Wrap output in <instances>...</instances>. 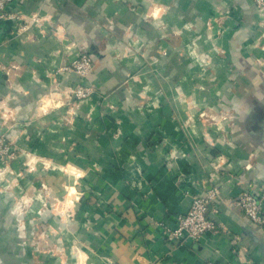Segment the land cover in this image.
Segmentation results:
<instances>
[{
  "label": "crops",
  "instance_id": "0c3cea01",
  "mask_svg": "<svg viewBox=\"0 0 264 264\" xmlns=\"http://www.w3.org/2000/svg\"><path fill=\"white\" fill-rule=\"evenodd\" d=\"M7 11L0 135L18 156L1 163L0 222L27 186L25 159H49L77 175L85 264H264V224L233 204L264 193V14L254 0H11ZM141 44L144 55L131 54ZM82 46L87 78L62 70ZM79 83L94 88L89 100L73 96ZM38 169L26 173H55ZM211 186L221 190L207 212L217 231L167 241L164 227Z\"/></svg>",
  "mask_w": 264,
  "mask_h": 264
},
{
  "label": "rangeland",
  "instance_id": "374dc122",
  "mask_svg": "<svg viewBox=\"0 0 264 264\" xmlns=\"http://www.w3.org/2000/svg\"><path fill=\"white\" fill-rule=\"evenodd\" d=\"M130 52L142 57L144 47L138 45ZM83 55L92 59L89 49L82 46L75 61ZM17 150L14 143L0 135V177L4 175L3 179L6 174L1 170V163L14 160L18 156ZM24 166L27 186L20 194L15 193L7 200L8 221L0 222V264H85L79 254L78 234L73 231L76 204L80 200L75 184L77 175L49 159L29 157L25 159ZM38 167L45 168V171H52L51 168L55 167L52 171L55 173L49 175L42 171L32 179L26 170L35 172ZM33 180H38L39 184ZM32 250H37L39 255H31Z\"/></svg>",
  "mask_w": 264,
  "mask_h": 264
},
{
  "label": "built area",
  "instance_id": "2783aa9c",
  "mask_svg": "<svg viewBox=\"0 0 264 264\" xmlns=\"http://www.w3.org/2000/svg\"><path fill=\"white\" fill-rule=\"evenodd\" d=\"M11 0H0V20L10 19L15 16L7 11ZM257 8L264 14V0H254ZM28 25L21 26V32L27 31ZM64 71L78 74L81 78H87L93 70V62L90 57L83 55L70 67L62 68ZM94 93L91 85L77 84L72 88V94L79 101L89 100ZM221 197L218 186L206 189L202 196H195L188 213L176 216L174 227H164L166 240L173 244L198 243L205 235L217 231V223L208 217V207ZM233 204L244 216L255 225L264 224V193L255 195L251 192L242 193ZM204 264H220L215 261H207ZM227 264V263H226Z\"/></svg>",
  "mask_w": 264,
  "mask_h": 264
}]
</instances>
